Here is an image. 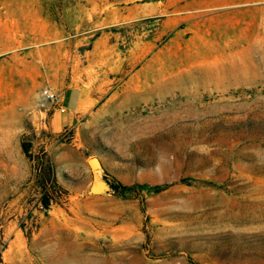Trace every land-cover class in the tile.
<instances>
[{
	"label": "rangeland",
	"instance_id": "rangeland-1",
	"mask_svg": "<svg viewBox=\"0 0 264 264\" xmlns=\"http://www.w3.org/2000/svg\"><path fill=\"white\" fill-rule=\"evenodd\" d=\"M0 264H264V0H0Z\"/></svg>",
	"mask_w": 264,
	"mask_h": 264
},
{
	"label": "trees",
	"instance_id": "trees-1",
	"mask_svg": "<svg viewBox=\"0 0 264 264\" xmlns=\"http://www.w3.org/2000/svg\"><path fill=\"white\" fill-rule=\"evenodd\" d=\"M27 138H29L27 136ZM20 148L24 155L29 159L31 163V172H32V181L34 188L38 193V202L45 209V213L49 206L55 202L54 197V176L52 168L47 160L41 159L38 156H33L30 153V144L29 140L23 141L20 140ZM104 182L110 191L118 197H132L134 192L137 191L134 185L122 184L113 179L104 178ZM137 187H140L137 185ZM164 185H154L151 189L154 192L161 190Z\"/></svg>",
	"mask_w": 264,
	"mask_h": 264
},
{
	"label": "crops",
	"instance_id": "crops-1",
	"mask_svg": "<svg viewBox=\"0 0 264 264\" xmlns=\"http://www.w3.org/2000/svg\"><path fill=\"white\" fill-rule=\"evenodd\" d=\"M88 93L80 86H73L65 89L58 95L59 108H52L47 115L46 123L52 132H59L60 130L72 125L75 119V114L81 112L87 100H89ZM33 114V113H32ZM40 118L44 117L45 109L39 111Z\"/></svg>",
	"mask_w": 264,
	"mask_h": 264
},
{
	"label": "built area",
	"instance_id": "built-area-1",
	"mask_svg": "<svg viewBox=\"0 0 264 264\" xmlns=\"http://www.w3.org/2000/svg\"><path fill=\"white\" fill-rule=\"evenodd\" d=\"M41 96L44 100V102L41 103L42 107H45V105H51V109L55 107L59 108L58 97L50 89H46V88L42 89Z\"/></svg>",
	"mask_w": 264,
	"mask_h": 264
},
{
	"label": "water",
	"instance_id": "water-1",
	"mask_svg": "<svg viewBox=\"0 0 264 264\" xmlns=\"http://www.w3.org/2000/svg\"><path fill=\"white\" fill-rule=\"evenodd\" d=\"M36 108H32L30 112H36ZM31 126L33 129H35L37 126V119H32L31 122H30ZM87 163L90 167H92L95 163L98 164V161L95 157H90L88 160H87Z\"/></svg>",
	"mask_w": 264,
	"mask_h": 264
}]
</instances>
